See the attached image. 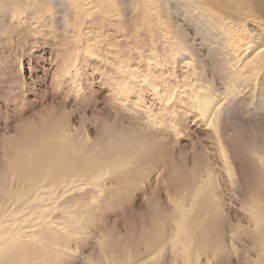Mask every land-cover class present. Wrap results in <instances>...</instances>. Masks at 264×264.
I'll return each instance as SVG.
<instances>
[{"label": "bare ground", "instance_id": "obj_1", "mask_svg": "<svg viewBox=\"0 0 264 264\" xmlns=\"http://www.w3.org/2000/svg\"><path fill=\"white\" fill-rule=\"evenodd\" d=\"M194 1L50 0L48 11L39 0H0L11 21L46 24V16L73 13L63 24L84 45L53 87L71 104L62 92V105L39 108L8 136L0 133V264H218L227 252L224 200L242 194V177L224 121L264 74V43L244 34L248 22L264 20L249 0H219L226 10L217 18L192 17L186 5ZM186 19L206 53L205 43L217 54L216 65L199 57L180 23ZM263 187L245 202L260 264ZM119 212L132 231L119 224ZM218 223L222 233L213 235Z\"/></svg>", "mask_w": 264, "mask_h": 264}, {"label": "rangeland", "instance_id": "obj_2", "mask_svg": "<svg viewBox=\"0 0 264 264\" xmlns=\"http://www.w3.org/2000/svg\"><path fill=\"white\" fill-rule=\"evenodd\" d=\"M199 1H194L191 2L190 4H187L186 7L188 9L186 11V14L194 17L200 12H205L208 17L217 18L219 16L218 15L219 12H221L222 10H226V7L222 6L223 2L221 3L219 0H199ZM49 2L50 0H42V2L39 0L38 5L41 3L40 6L45 5V8L48 11H50L53 10V8L48 5ZM51 2L54 3L56 2V5H58L57 3L58 0H51ZM248 3L254 8L256 15L259 18H262V20H264V0H249ZM169 7L171 8V10L169 11L170 15L172 16L175 15L179 18L182 17L180 15L181 13L180 10H177L171 4H169ZM6 8L7 9L0 11V133L4 134L5 136H8L9 133L6 131V129L9 128L10 132H12L13 129L19 127L22 123H24L22 121L23 118L30 116L33 112H35L39 108L55 106V105L60 106L62 105L63 102H65V99L62 96V92L63 93L66 92L61 90V88L59 87L57 88L55 87L54 89L53 87L54 84L56 83V80L58 79V75L63 69L61 68V66L67 63L70 60L71 56L77 53L76 49H81L84 47V45L82 43L81 37L71 39L69 33L66 30V27L63 24V23L67 24L69 21L68 18L73 17V13L71 12L67 13V18L63 17L64 14L62 11L57 13L54 16V19L51 16H46L48 17L46 24L44 23V21H35L34 17L29 16L27 18V21H29L28 23L25 20V18L22 17L19 19V21L17 20L11 21L12 20V14L10 11L11 8L9 7ZM237 13L239 12H233L232 15L236 17ZM35 18L40 19L37 17ZM190 20L188 19L182 20L183 22L180 23L181 24L184 23L183 25L186 31H188L189 34L191 33L190 35L191 38L188 37V39H190L191 43L193 42V45L194 44L196 45L197 51L198 52L200 51L202 53V55L200 53L199 57L200 56L203 57L210 64L212 62V56L214 58H218V56L214 51H210L207 43H205V46L207 47V53H206L204 46L200 44L201 41L199 42V40L197 39L200 38V36L195 34H194L195 36H193V31H194L193 27H197V26L192 23L193 20L191 21ZM246 20H248V16ZM188 21L190 22L189 24L187 23ZM27 23L29 24V26ZM261 24L260 26L257 27L256 25H253L252 23L248 22L247 25L248 30L244 32V34H246L247 36L256 38L258 40V44L264 43V28H263L264 21ZM201 37L207 39L210 37V35L205 33V35ZM212 64L216 65V63L213 62ZM213 69L216 72H218L217 66H214ZM262 76L259 85H257L253 91L251 90V96L245 99V103L243 104V106L241 107L237 106V102L232 104L233 110L230 111L231 115L228 116L229 118L227 117L224 121L225 124L224 126H226L225 127L226 130L230 128L228 129V131H226V135L228 136L227 137L228 139L227 138L226 139L229 142V147L231 149L230 152L232 157L234 155L233 162L234 161L236 162V163L234 162V164L237 168V171L239 172V176L241 175L240 178L242 177V181H241L242 194L240 195L243 197V195L245 194L244 196L245 200L243 201L244 198H241L243 202L240 201L239 198L241 197L240 195L235 196L230 194L229 196L227 194L226 196L228 198L225 197L224 200V209H225L224 211L227 213L228 216L226 219H224L225 224L224 221L222 220L223 222L221 221L220 224L222 223L224 225L222 224L220 225L218 223V225L212 226L211 228V231L213 229L212 232H214L215 230L217 234V231H220V226H221V230L224 231L223 235L226 239L224 245L226 246V248H229L228 250L225 249L227 250V252L226 251H223V253L221 252V254H224V252H226L224 254L226 256L224 255H221L222 257L219 256L217 259L218 264H220V262L221 264H230V263L260 264L259 262L256 263L257 262L256 259L258 258L255 256L256 255L255 245L257 246V243L255 242H257L256 239H257L258 231H251L253 225H252V221L251 223L249 222L248 219L249 213L247 214L246 209H249L248 204L250 203V202L248 203L247 195L249 196L248 199L250 201L251 196L254 195L253 193H255L258 190L257 188L259 189L260 187L262 188L263 186L261 185L264 184L263 182L264 180H262V178L264 179V169H263L264 163L258 160L259 158L258 154H261L262 157L264 156V85L262 84V82L264 83V76L263 77ZM22 84H25V86L21 87ZM91 90L93 92H97L96 85H93L91 87ZM11 96H14V98H16L15 100L16 104H13V99L10 100L9 97ZM65 96H66L65 104H71L69 102L67 93ZM93 124L94 122L91 123L90 126H92ZM254 159L255 160L257 159L256 161L258 162L260 161V163L256 164L257 162H254ZM257 182L260 184H258ZM256 183L259 185V187L257 186ZM243 189H244V193H243ZM254 189H256V191H254ZM262 191H264V189H261V192ZM251 192L252 194H250ZM164 193L166 192H162V196L165 195ZM233 198H238L237 200L239 201ZM228 199H230V201ZM236 201L238 204L239 202L244 204L242 205L240 203L239 204L240 206L239 205L235 206ZM245 202L248 204H246ZM232 205L233 208L230 207ZM243 208H245V210H243ZM241 209L243 211H240ZM247 211L249 212V210ZM120 213L121 212H119V215L123 216V214ZM122 216L118 217L119 224L121 226L129 225V227L127 226V228L129 229L131 228L130 231H132V228L134 226L130 227L132 225L131 220L126 218L125 217L126 215L123 216L125 218H123ZM239 219L240 221H242V223H240L241 227L239 226V228L236 229L237 226L234 225L237 224L239 225L238 223ZM226 221H228V223ZM228 226L230 228L229 230L231 231L234 230L232 232L233 235L235 234L233 239L234 242H232V247L228 246V242L226 243V241H229L230 238L229 234L231 233V231H228ZM225 227H227V229ZM215 232L213 233V235H215ZM245 234L247 235L249 234L248 237L244 236ZM248 239L249 241H247ZM240 242L247 243V245L245 244L242 245V247H240L241 246ZM229 250L232 251L230 252ZM233 250H235V254L233 253ZM228 251L230 252V254L228 253ZM236 252H238L237 255ZM227 254H229L228 262H227Z\"/></svg>", "mask_w": 264, "mask_h": 264}, {"label": "snow or ice", "instance_id": "obj_3", "mask_svg": "<svg viewBox=\"0 0 264 264\" xmlns=\"http://www.w3.org/2000/svg\"><path fill=\"white\" fill-rule=\"evenodd\" d=\"M253 51H254V49H253ZM249 55H251V52L249 53Z\"/></svg>", "mask_w": 264, "mask_h": 264}]
</instances>
